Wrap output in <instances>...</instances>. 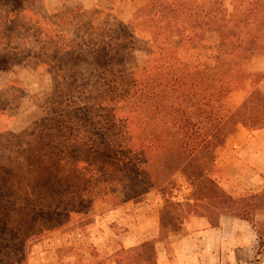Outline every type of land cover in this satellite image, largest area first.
I'll return each instance as SVG.
<instances>
[{
  "label": "trees",
  "instance_id": "1",
  "mask_svg": "<svg viewBox=\"0 0 264 264\" xmlns=\"http://www.w3.org/2000/svg\"><path fill=\"white\" fill-rule=\"evenodd\" d=\"M10 2L6 22L14 24L22 16L14 14L37 0ZM36 16L39 25L59 28L61 43L52 49L56 62L48 63L52 75L57 72L52 105L37 122L41 129L0 151V236L12 234L14 209L28 216L23 222L32 233H24L29 242L16 245L3 264H28L31 243L56 231L80 229L87 236L99 198L113 190L127 199L167 191L177 172L203 185L204 210L190 214L212 224L233 214L220 212L221 201L233 197L212 168L228 134L264 120V93L247 69L264 56V0H142L127 23L75 15L70 29L60 15ZM138 38L151 45L142 69L134 56ZM11 66L10 59L0 60V72ZM245 82L251 84L246 102L225 104ZM37 136L42 144L35 146ZM23 154L27 162L14 169ZM213 210L220 213L216 219ZM160 220L163 228L161 214Z\"/></svg>",
  "mask_w": 264,
  "mask_h": 264
},
{
  "label": "rangeland",
  "instance_id": "2",
  "mask_svg": "<svg viewBox=\"0 0 264 264\" xmlns=\"http://www.w3.org/2000/svg\"><path fill=\"white\" fill-rule=\"evenodd\" d=\"M10 1L0 0V60L10 59L12 62L10 69L0 72V151L27 141L32 136L33 130L41 129L42 126L37 122L42 121L48 108L52 105L53 75L57 71H53L52 75L49 64L51 61L56 62L57 53L52 49L56 48V42L57 44L61 43L56 38L59 28L50 27L49 22H42V25H39L37 21H40V16L36 15H51L53 17L60 15L59 17L67 20L66 29H70L75 15H91L102 20L117 17L127 23L142 3V0H37L33 6H26L29 9L25 8L16 12L14 15L22 16H19L16 23L11 24L6 22L7 15H10L8 12L11 6ZM79 8L82 10L80 11ZM55 19L53 20L59 21ZM88 30L89 27H87L85 35L90 33ZM137 40L138 46L134 56L137 65L142 69L147 64L146 51L151 45L142 38ZM247 69L252 73L251 79L255 80L256 87L264 93V56L253 58ZM64 71L57 73L60 79L64 76ZM245 83L243 88L235 90L230 95L225 104L240 106L246 102L251 84H249L250 82ZM3 108L6 111L2 110ZM67 118V116H63V118L57 117L56 119L62 121ZM243 126L240 125L237 130L228 134L226 140L232 138ZM247 128L251 130L264 128V120L256 125L248 122ZM54 140L61 141L63 139L54 137ZM39 144H42V141L37 136L33 139V145ZM224 144L222 143V146ZM25 156L26 154L22 157L23 163L15 164L14 169H20L24 162H27ZM212 170V176L218 182L220 170L216 163ZM96 173V178H99L100 171L97 170ZM174 179L176 185L167 191L152 189L147 193L135 196V199H127L120 190H113L111 197L99 198L96 206L97 222L95 226L86 228L87 236L80 229H64L43 237L33 244L31 243L32 251L28 264H30L32 253L38 250L37 245L41 243L48 247L50 255L54 252L51 245L68 244L70 246H63L64 248L60 249L59 254L63 258L75 257L78 264H105L110 258L111 252L120 253L124 250L122 251L118 238L119 230H116L117 236L111 235L105 232L102 226L109 223L120 229L122 217L127 213V209H132L133 203L149 200L150 204H155L157 197H161L162 205L160 210L163 225L161 237L168 238L172 232L181 229L184 218H188V214L193 209L203 212L204 209H201L200 206H205V202L199 200L203 198L204 193L200 181H188L180 172L175 174ZM233 191H235V195L232 196V200L226 197L221 201L220 212L247 216L256 226L259 225L258 230L263 234L264 195L254 197L240 188H234ZM237 207H239L238 210H236ZM174 211L178 213V216L174 215ZM210 214L213 219H216L220 213L213 210ZM11 215L12 234L9 237L5 234L0 236V264L11 260L14 250L17 249L16 245L29 242L24 238V233L27 236L32 234L29 226L23 222L25 218L28 219L27 215L23 216L21 210L16 209L11 211ZM26 222L28 221L26 220ZM150 248H152L151 244L147 245L145 249L150 250ZM177 249L178 244L175 247L176 252ZM10 251L12 253L9 256Z\"/></svg>",
  "mask_w": 264,
  "mask_h": 264
},
{
  "label": "crops",
  "instance_id": "3",
  "mask_svg": "<svg viewBox=\"0 0 264 264\" xmlns=\"http://www.w3.org/2000/svg\"><path fill=\"white\" fill-rule=\"evenodd\" d=\"M216 164L220 170L218 183L231 196L235 195L234 188L264 195V128L241 127L218 149ZM161 206V197L155 204L149 200L133 203L122 217L120 229L109 223L102 226L111 235L117 236L119 230L125 250L111 252L105 264H264V246L258 254L259 225L251 220L227 213L212 224L207 216L192 213L179 231L162 238ZM148 244L150 250L145 249ZM63 246L70 245H51L54 252L50 255L44 243L38 244L30 264H78L75 257L59 254Z\"/></svg>",
  "mask_w": 264,
  "mask_h": 264
}]
</instances>
